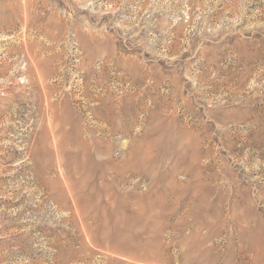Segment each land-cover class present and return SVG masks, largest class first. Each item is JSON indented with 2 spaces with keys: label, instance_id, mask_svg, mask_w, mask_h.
<instances>
[{
  "label": "rangeland",
  "instance_id": "obj_1",
  "mask_svg": "<svg viewBox=\"0 0 264 264\" xmlns=\"http://www.w3.org/2000/svg\"><path fill=\"white\" fill-rule=\"evenodd\" d=\"M0 264H264V0H0Z\"/></svg>",
  "mask_w": 264,
  "mask_h": 264
}]
</instances>
